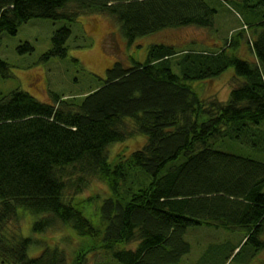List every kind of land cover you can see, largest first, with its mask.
Instances as JSON below:
<instances>
[{"label":"trees","instance_id":"obj_1","mask_svg":"<svg viewBox=\"0 0 264 264\" xmlns=\"http://www.w3.org/2000/svg\"><path fill=\"white\" fill-rule=\"evenodd\" d=\"M86 12L111 18L132 43L168 28L213 29L216 9L204 0H0V35H15L32 18L74 21ZM249 26L214 51L151 44L144 61L113 62L101 85L83 96L50 91L48 102L22 90L1 96L0 264L86 260L78 251L69 262L57 245L22 236V213L38 216L34 233L65 227L100 239L90 249H104L121 264H179L190 251L189 226L242 230L239 243L213 246L217 252L226 246V259L245 248L250 257L263 250L264 161L249 154H264V14ZM70 34L69 27L56 29L41 58L65 57ZM241 42L249 60L235 55ZM16 51L33 47L24 42ZM229 67L234 83L224 100L200 97L188 84ZM9 74L0 57V78ZM135 133L144 144L112 162L109 145ZM91 178L110 192L98 206L102 229L66 197ZM11 221L16 227L4 228ZM133 242V249L124 247ZM32 244L43 245L34 257L27 253Z\"/></svg>","mask_w":264,"mask_h":264},{"label":"rangeland","instance_id":"obj_2","mask_svg":"<svg viewBox=\"0 0 264 264\" xmlns=\"http://www.w3.org/2000/svg\"><path fill=\"white\" fill-rule=\"evenodd\" d=\"M204 1L216 9L213 29L196 26L168 28L138 37L132 43L127 42L119 25L104 14L86 12L74 21L29 19L18 27L15 35L6 32H2L0 35V57L10 67L9 76L0 78V97L8 95L14 90L26 91L43 102H48L50 99V91L63 95L83 96L101 85L102 80L106 77L107 68L113 62L122 60L131 65L132 59L144 61L151 44L174 45L177 50L214 51L224 45L226 37H229L230 34H237L240 31L247 34L245 31H251V28L254 27L249 26L250 29H246L244 25L260 21L264 14V2L261 0ZM61 27H69L71 30L70 37L65 44L67 55L63 58L51 57L43 60L42 55L51 47L53 32ZM24 42H29L33 51L19 54L16 47ZM242 42L235 48V55L249 60V56H252L251 51L248 45L245 43L244 46ZM73 59H76L77 63ZM173 71L178 73V68L173 66ZM233 74V68L229 67L214 79L188 81V84L200 97L206 99L215 97L218 100H224L230 85L234 83V80L231 79ZM143 144V136L138 133L132 134L123 142L109 145V159H113L112 162H114L118 155L126 156ZM230 151L240 152L235 149ZM249 155L264 161V154H251L250 152ZM109 194L108 186L104 181L91 178L78 193L73 194L72 191H69L66 193V197H72L71 201L75 202L84 216L97 228L102 229L98 206L100 201L108 197ZM19 212L24 211L19 210ZM36 218L38 216L31 213L19 215L21 235L40 242L44 241L49 246L57 245L63 249L69 262H73L78 251H84L86 260L83 264H121L104 249H90L92 244L100 243L98 238L80 236L74 230L65 227L34 233L31 230V224ZM13 227H16L15 222L11 221L6 223L4 228ZM243 236L242 230L230 232L222 228L204 225L189 226L185 231L184 239L190 244V251L182 257L179 264H201L204 259L210 264H264V249L254 257H250V250L245 248L239 258L226 259L228 250L226 246L222 247V252H217L213 248L223 241L237 244ZM261 239H264V233L261 235ZM134 246V242L124 244V247L130 249H133ZM42 248L43 245L32 244L28 249V256L39 255ZM244 260L247 261L244 263Z\"/></svg>","mask_w":264,"mask_h":264}]
</instances>
